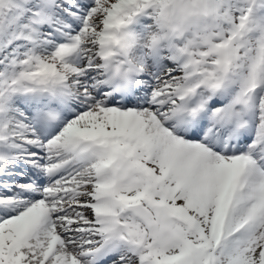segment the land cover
Segmentation results:
<instances>
[{
    "label": "snow or ice",
    "instance_id": "1",
    "mask_svg": "<svg viewBox=\"0 0 264 264\" xmlns=\"http://www.w3.org/2000/svg\"><path fill=\"white\" fill-rule=\"evenodd\" d=\"M0 264H264V0H0Z\"/></svg>",
    "mask_w": 264,
    "mask_h": 264
}]
</instances>
